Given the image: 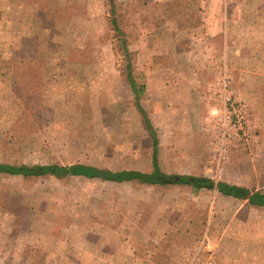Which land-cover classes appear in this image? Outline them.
Returning <instances> with one entry per match:
<instances>
[{
	"label": "rangeland",
	"instance_id": "rangeland-1",
	"mask_svg": "<svg viewBox=\"0 0 264 264\" xmlns=\"http://www.w3.org/2000/svg\"><path fill=\"white\" fill-rule=\"evenodd\" d=\"M2 3L0 39L8 32L15 35L9 37L14 53L6 59L69 63L67 84L72 88L66 90L68 101L61 102L58 94L50 102L40 97L24 101L23 82L0 75L1 162L140 167L151 162L156 136L162 143L159 163L177 165H160L165 173L210 177L264 193V96L253 95L257 88L264 93V85L251 82L264 78V0H45L38 9L52 13L49 42H43L47 32L39 26L40 38L26 41L33 46L35 41L38 53L26 55L16 53L17 21ZM200 79L197 90L202 88V94L189 93L186 101L177 93L184 88L178 83L193 91ZM150 82L158 90L155 95L148 90ZM162 83L175 91L162 95ZM248 97L254 102L249 104ZM232 103L243 106L245 122L230 109ZM186 137L203 141L201 148H192L193 143L184 147ZM99 185L105 184L67 175L0 173V264H100L37 260L49 258L51 245L65 239L60 227L81 226V214L66 212L67 193L75 195L69 201L75 207L78 194L95 193ZM214 190L201 196L203 205L215 200L235 209L248 205L219 194L215 198ZM250 212L251 221L263 220L258 210ZM205 216L179 264H212L215 254ZM39 240L41 248L34 247ZM200 245L193 263V251Z\"/></svg>",
	"mask_w": 264,
	"mask_h": 264
},
{
	"label": "crops",
	"instance_id": "crops-1",
	"mask_svg": "<svg viewBox=\"0 0 264 264\" xmlns=\"http://www.w3.org/2000/svg\"><path fill=\"white\" fill-rule=\"evenodd\" d=\"M40 2L43 6L45 0H3L2 4L5 6L3 10L7 12V15L11 12L17 21L16 37L19 41L16 53L19 55L38 53V50L34 49L36 42L34 41L33 46L27 45L26 41L40 38V33H37L39 26L44 32L50 29L52 13L48 10L46 14L39 12ZM29 16L32 22L29 21ZM26 22H29L30 25L24 29ZM39 22H44L43 25L46 27H43ZM26 30L29 32L27 33ZM9 37L14 38L15 35H10L8 32L5 37L0 39V75L3 76L6 73L8 76L18 79L19 82H23L21 85L27 95L23 98L24 101L34 100L37 102L40 97V101L50 102V97L53 94L61 95V102L68 101L69 92L66 90L70 87L67 84L69 63L26 61L23 58L10 62L6 58H9V54H13L14 51L10 50ZM49 37L50 32L45 33L43 42L48 43ZM227 50L228 48H226V54H228ZM57 70L64 73H59ZM69 76L73 80V75L69 74ZM161 82L164 81L161 80ZM196 82V88L193 91L185 90L187 85L182 82L178 83L184 88L178 90L177 93L183 95L184 98L192 92L193 94H197V92L202 94V88L197 90L200 84L202 86V80ZM251 82L260 87L264 85V78H257ZM164 85L162 83V88ZM149 86L151 88L148 90L152 95H155L158 90L153 89L152 82ZM173 86L176 87V85ZM174 91V88H163L161 93L163 95ZM261 92L262 90L257 88L253 95L264 96V93ZM245 99L249 104L253 101V99L249 100V97ZM189 138H185L184 147L193 143L192 148L196 146L201 148L203 141L194 139V142ZM156 139L158 141L156 154L160 170L163 171L161 166L168 167L167 169L177 168V165L174 164L159 163L158 156L162 143L158 137ZM162 148L164 149V147ZM153 155L151 162H146L140 167L134 166L119 170L102 168L84 162L74 164L91 165L112 171L135 169L151 172L154 168ZM178 171L191 172L185 169ZM68 176L82 177L87 180L97 179L105 185H99L100 190H96L95 193L78 194L79 202L75 207L69 202L75 199V195L67 193L65 196L66 212L72 215L76 212L81 214L83 219L80 222L81 226L69 224L60 227L59 231L62 232L61 234L64 233L65 239L58 241L55 246L51 245V248L55 249V253L54 249H50V253H47L49 258H37V260L96 262L100 264L104 262L109 264H179L184 261L188 246L195 242L203 220L201 216L206 213L207 216L204 219L207 220V234L210 235L209 240L212 242L215 254L212 264H264V218L261 221H251L250 218V210H258V213L264 215V206H253L248 203L247 206L241 205L235 209L224 201L217 200L211 205H203L201 196L209 194L211 189L195 188L189 184H143L136 180L118 182L76 176L70 173L67 174ZM169 186H175V188L171 189ZM239 186L249 189L246 185ZM159 187L164 189H159ZM214 192L216 193L215 198L219 194L222 198H234L248 202L246 199L223 195L217 188ZM219 202L223 204L219 205ZM219 215L224 216L225 220H222ZM76 237H82L81 242L75 240ZM206 237L208 239V236ZM40 243L41 240L37 241L34 247L37 248ZM39 246L41 248V245ZM61 255L63 257H58Z\"/></svg>",
	"mask_w": 264,
	"mask_h": 264
},
{
	"label": "trees",
	"instance_id": "trees-1",
	"mask_svg": "<svg viewBox=\"0 0 264 264\" xmlns=\"http://www.w3.org/2000/svg\"><path fill=\"white\" fill-rule=\"evenodd\" d=\"M110 3L112 4L113 0H110ZM113 23H116L115 19H113ZM128 82L134 91H139L136 81L133 77H129ZM138 107L143 113L149 128L153 130L152 124L146 117L144 109L140 104H138ZM157 143L158 141L155 136L153 143L155 145L153 155L154 169L151 172H143L135 169L112 171L109 169H102L96 166L83 164H73L70 166H61L58 164L26 165L0 161V173H6L16 176L20 175L24 177H37L44 175H55L57 177H62L70 173L76 176H85L88 178H99L102 180H111L118 182L136 180L143 184H189L195 188H217L223 195L232 196L239 199H246L248 200V203L253 206H264V193L261 191L251 193V191L246 187L231 184L226 181H215L210 177H198L187 174H168L161 171L157 161Z\"/></svg>",
	"mask_w": 264,
	"mask_h": 264
},
{
	"label": "built area",
	"instance_id": "built-area-1",
	"mask_svg": "<svg viewBox=\"0 0 264 264\" xmlns=\"http://www.w3.org/2000/svg\"><path fill=\"white\" fill-rule=\"evenodd\" d=\"M225 87L226 88L228 87L227 83L225 84ZM230 109H232V111L236 113V116L239 119L240 123L245 122V119H246L245 118V111H244L242 105H240V104L236 105L235 103H232ZM200 251H201V245L193 251V253H194V257L192 259L193 263L199 259Z\"/></svg>",
	"mask_w": 264,
	"mask_h": 264
}]
</instances>
